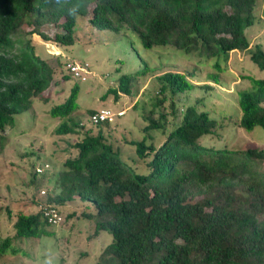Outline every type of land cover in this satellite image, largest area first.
I'll use <instances>...</instances> for the list:
<instances>
[{
	"label": "trees",
	"instance_id": "obj_1",
	"mask_svg": "<svg viewBox=\"0 0 264 264\" xmlns=\"http://www.w3.org/2000/svg\"><path fill=\"white\" fill-rule=\"evenodd\" d=\"M259 1L0 0V153L4 132L15 127V116L36 99L50 100L60 82L55 75L66 64L59 56L50 57L56 60L53 66L35 54L29 35L69 46L77 39V19L83 17L97 29L135 32L147 49L173 46L214 57L216 72L209 76L216 82L232 51L246 52L264 70V49H250L246 33ZM148 70L144 65L121 74L117 86L103 97L131 94L133 82ZM189 75L164 71L155 76L157 100L143 115L141 137L125 140L134 148L133 158L124 159L102 129L95 135L85 133L73 144L74 154L64 160L52 192L46 193L44 205L57 209L75 199L91 203L94 235L104 230L111 236L98 264H264V146L231 147L224 142L222 126L193 105L181 116L171 110L175 122L167 132L163 114L153 116L157 104L168 97L173 107L179 93L194 87ZM69 76L67 70L59 78ZM242 77L250 85L237 92L241 116L236 124L249 132L264 127V77ZM79 92L74 83L67 97L50 108L51 117L61 120L54 130L57 135L79 134ZM102 124L110 123L96 125ZM157 130L162 140L154 144ZM45 164L43 172L36 166L32 175L37 190L42 180L36 182V175L50 167L47 162L38 165ZM76 213L73 210L68 218ZM48 224L41 208L18 211L13 234L0 235V258L27 255L19 242L53 235L43 227Z\"/></svg>",
	"mask_w": 264,
	"mask_h": 264
},
{
	"label": "rangeland",
	"instance_id": "obj_2",
	"mask_svg": "<svg viewBox=\"0 0 264 264\" xmlns=\"http://www.w3.org/2000/svg\"><path fill=\"white\" fill-rule=\"evenodd\" d=\"M254 14V23L246 30L249 46L254 49L259 45L264 49V1L257 3ZM77 20V39L69 46L44 42L35 34L28 36L34 53L40 57L49 59L59 56L64 63L74 60L81 66L87 63L89 72L84 74V79L69 76L63 81L60 76L67 74V70L66 66L60 68L55 75L60 82L55 85L50 100L43 102L36 99L32 107L15 116V127L5 130L6 143L0 153L1 236L13 234L14 215L18 211L34 213L45 206L46 193L52 192L55 187L64 160L74 154L73 144L85 133L95 135L102 129L107 140L119 148L124 159L130 160L135 156L134 148L125 140L141 137L145 124L143 115L148 114L157 100L155 76L161 72L191 73L189 79L194 84L192 89L179 93L173 99V107L168 97L155 106L153 116L163 114L166 132L175 122L171 110L181 116L187 106L193 105L208 112L222 126L220 131L224 142L231 147L264 146L263 126H256L248 132L236 124L241 116L237 92L250 85L242 76L264 77V70L246 52L232 51L225 63L226 68L218 73V81L215 82L209 76L216 72L212 66L216 61L214 57L207 59L205 55L185 53L173 46L156 45L147 49L135 32L97 29L83 17ZM51 59V64L56 66V60ZM144 65L149 70L143 78L133 82L131 94H120L116 99L112 93H107L103 97L109 88L117 86L121 74L135 72ZM74 83L80 86L76 115L81 129L77 135H57L54 130L61 120L51 117L49 110L67 97ZM56 90L60 93L56 94ZM101 107L122 111L123 114L107 126L91 124L90 112ZM161 140V131H153L154 144ZM45 162L50 167L42 175H36V182L42 180L37 190L32 175L35 167ZM57 207L61 213L60 222L43 226L53 235L19 242L27 255H6L0 258V264H46V261L52 264H98L99 255L111 241V236L104 230L94 235L91 203L82 204L75 199ZM75 209L77 213L68 218ZM104 262L101 260L100 263Z\"/></svg>",
	"mask_w": 264,
	"mask_h": 264
},
{
	"label": "built area",
	"instance_id": "obj_3",
	"mask_svg": "<svg viewBox=\"0 0 264 264\" xmlns=\"http://www.w3.org/2000/svg\"><path fill=\"white\" fill-rule=\"evenodd\" d=\"M65 66L73 77L84 79V74L89 72V70L87 69V63L84 66H81L76 61L70 60L66 62ZM122 114V111H113L110 108L101 107L89 116V121L93 125L100 124L102 122L113 123L116 118L120 117ZM47 167V164H45L44 166H37L36 171L38 173H41ZM42 192L44 191L42 190ZM41 209L43 211V215L47 218V221L50 224H58L60 222L61 215L57 208L51 205H45Z\"/></svg>",
	"mask_w": 264,
	"mask_h": 264
},
{
	"label": "clouds",
	"instance_id": "obj_4",
	"mask_svg": "<svg viewBox=\"0 0 264 264\" xmlns=\"http://www.w3.org/2000/svg\"><path fill=\"white\" fill-rule=\"evenodd\" d=\"M46 264H52V262L51 261H46Z\"/></svg>",
	"mask_w": 264,
	"mask_h": 264
}]
</instances>
